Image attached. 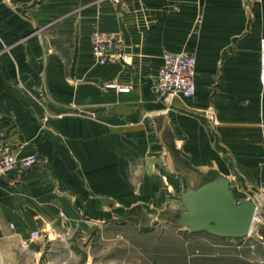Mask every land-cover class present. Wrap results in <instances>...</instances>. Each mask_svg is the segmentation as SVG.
<instances>
[{"label": "crops", "instance_id": "obj_1", "mask_svg": "<svg viewBox=\"0 0 264 264\" xmlns=\"http://www.w3.org/2000/svg\"><path fill=\"white\" fill-rule=\"evenodd\" d=\"M25 1L0 0V142L37 161L0 176V264H104L91 245L178 221L218 176L264 240V0ZM95 31L127 60L98 62ZM168 50L197 58L194 97L156 94Z\"/></svg>", "mask_w": 264, "mask_h": 264}, {"label": "rangeland", "instance_id": "obj_2", "mask_svg": "<svg viewBox=\"0 0 264 264\" xmlns=\"http://www.w3.org/2000/svg\"><path fill=\"white\" fill-rule=\"evenodd\" d=\"M54 1L61 0H26L25 15L31 16L37 9L43 11ZM256 224L253 223L252 235L243 246L238 239L184 230L186 227L174 220L143 232L128 225L113 239L91 245V251L104 264H264V240L257 234Z\"/></svg>", "mask_w": 264, "mask_h": 264}, {"label": "built area", "instance_id": "obj_3", "mask_svg": "<svg viewBox=\"0 0 264 264\" xmlns=\"http://www.w3.org/2000/svg\"><path fill=\"white\" fill-rule=\"evenodd\" d=\"M90 43L93 48L94 58L102 64L113 58L110 52L112 48L119 49L121 52L119 57L122 60H127L128 58V55L122 51L124 42L112 33L95 31L90 37ZM260 53L261 72L259 80L264 87V38L260 43ZM163 56V64L158 70L159 72L153 85L155 86L156 94L168 103L174 99L183 100L184 98L194 97L197 90V58L189 53H176L170 50L165 52ZM107 87H116L122 92L130 89L126 86L120 87L114 82L108 83ZM36 161V155L19 157L10 147L0 142V176L6 175L11 170L30 169ZM39 236L40 233L38 231L31 233L28 240H23V245L28 246L30 242L35 241Z\"/></svg>", "mask_w": 264, "mask_h": 264}, {"label": "water", "instance_id": "obj_4", "mask_svg": "<svg viewBox=\"0 0 264 264\" xmlns=\"http://www.w3.org/2000/svg\"><path fill=\"white\" fill-rule=\"evenodd\" d=\"M185 212L178 222L193 232L206 231L225 238H246L253 227L256 204L253 200L237 201L230 182L218 176L200 187L187 186L182 194Z\"/></svg>", "mask_w": 264, "mask_h": 264}, {"label": "bare ground", "instance_id": "obj_5", "mask_svg": "<svg viewBox=\"0 0 264 264\" xmlns=\"http://www.w3.org/2000/svg\"><path fill=\"white\" fill-rule=\"evenodd\" d=\"M255 221V220H254Z\"/></svg>", "mask_w": 264, "mask_h": 264}]
</instances>
